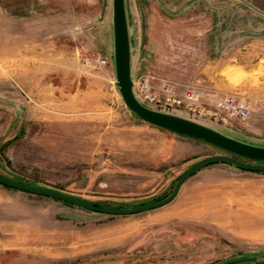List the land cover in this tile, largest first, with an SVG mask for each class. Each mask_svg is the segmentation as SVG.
<instances>
[{"label":"rangeland","instance_id":"obj_1","mask_svg":"<svg viewBox=\"0 0 264 264\" xmlns=\"http://www.w3.org/2000/svg\"><path fill=\"white\" fill-rule=\"evenodd\" d=\"M124 6L132 76L241 94L253 104L244 121L193 119L264 145V0ZM111 48V0H0V173L128 206L166 195L192 161L226 152L131 113ZM249 254L264 258V171L212 162L168 202L126 214L0 183V264H210Z\"/></svg>","mask_w":264,"mask_h":264},{"label":"water","instance_id":"obj_2","mask_svg":"<svg viewBox=\"0 0 264 264\" xmlns=\"http://www.w3.org/2000/svg\"><path fill=\"white\" fill-rule=\"evenodd\" d=\"M111 37L112 48L110 58L112 59L114 71V83L124 106L144 122L176 134L205 141L226 152L211 153L192 161L178 174L170 191L166 195L145 203L128 206L85 198L54 187L26 182L4 173H0L1 184L22 191L59 199L92 211L126 214L147 210L168 202L176 194L185 178L212 162L224 161L241 169L264 171V145L242 141L192 117H187L185 114L181 115L178 112L151 108L137 100L131 86L130 45L124 0H111ZM243 158L253 161L250 162ZM245 261L264 263V258L258 259L252 254L239 255L210 264H232Z\"/></svg>","mask_w":264,"mask_h":264},{"label":"built area","instance_id":"obj_3","mask_svg":"<svg viewBox=\"0 0 264 264\" xmlns=\"http://www.w3.org/2000/svg\"><path fill=\"white\" fill-rule=\"evenodd\" d=\"M131 86L140 103L158 110H180L192 118L222 123L231 118L244 121L253 109V104L241 94L198 83H179L149 72L131 76Z\"/></svg>","mask_w":264,"mask_h":264},{"label":"trees","instance_id":"obj_4","mask_svg":"<svg viewBox=\"0 0 264 264\" xmlns=\"http://www.w3.org/2000/svg\"><path fill=\"white\" fill-rule=\"evenodd\" d=\"M10 176H12V177H14V178H17V179H20V180H23V181H26V182H30V183H36V182H34V181H29V180H27V179H23V178H21V177H19L18 175H16V174H11ZM36 184H39V183H36ZM41 185V184H40ZM45 186V185H44ZM157 199V198H156ZM244 263H249V261H245Z\"/></svg>","mask_w":264,"mask_h":264},{"label":"crops","instance_id":"obj_5","mask_svg":"<svg viewBox=\"0 0 264 264\" xmlns=\"http://www.w3.org/2000/svg\"><path fill=\"white\" fill-rule=\"evenodd\" d=\"M178 114L184 115V113L178 112Z\"/></svg>","mask_w":264,"mask_h":264}]
</instances>
